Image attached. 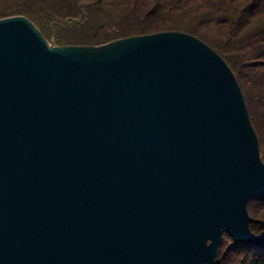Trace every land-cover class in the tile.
<instances>
[{"label": "water", "instance_id": "1", "mask_svg": "<svg viewBox=\"0 0 264 264\" xmlns=\"http://www.w3.org/2000/svg\"><path fill=\"white\" fill-rule=\"evenodd\" d=\"M53 39L0 17V264H217L224 230L264 247L259 139L217 50L180 29Z\"/></svg>", "mask_w": 264, "mask_h": 264}, {"label": "trees", "instance_id": "2", "mask_svg": "<svg viewBox=\"0 0 264 264\" xmlns=\"http://www.w3.org/2000/svg\"><path fill=\"white\" fill-rule=\"evenodd\" d=\"M22 13L57 44H99L115 38L180 29L217 50L244 93L264 160V0H0V17ZM258 232L264 193L247 200ZM223 231L217 264H264V247L232 242Z\"/></svg>", "mask_w": 264, "mask_h": 264}, {"label": "bare ground", "instance_id": "3", "mask_svg": "<svg viewBox=\"0 0 264 264\" xmlns=\"http://www.w3.org/2000/svg\"><path fill=\"white\" fill-rule=\"evenodd\" d=\"M196 67H197L198 70L201 71V73L203 74V76H204V78H205V80H206V83L209 85V87L213 90V92H215V93L218 95L219 100H220L222 106L225 108V106L223 105V102L226 104V101H224V100H225V97H224V99L221 98L222 95H221V90H220V87H219L218 83H217V82L213 79V77H212V76L206 71V69L204 68V66L198 64ZM224 111H225V109H224ZM226 115H227V114H226ZM227 121L230 122L229 118H227ZM235 129H236V128H235ZM239 135H240V137H241L242 140H245V139L243 138V136H241V134H239ZM241 144H242V141H241ZM244 148H245L246 151H247V145H246V147H244ZM253 245H254V244H253Z\"/></svg>", "mask_w": 264, "mask_h": 264}]
</instances>
